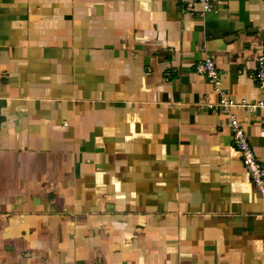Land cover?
<instances>
[{
	"label": "crops",
	"instance_id": "0c3cea01",
	"mask_svg": "<svg viewBox=\"0 0 264 264\" xmlns=\"http://www.w3.org/2000/svg\"><path fill=\"white\" fill-rule=\"evenodd\" d=\"M0 0V264H264V0Z\"/></svg>",
	"mask_w": 264,
	"mask_h": 264
},
{
	"label": "built area",
	"instance_id": "2783aa9c",
	"mask_svg": "<svg viewBox=\"0 0 264 264\" xmlns=\"http://www.w3.org/2000/svg\"><path fill=\"white\" fill-rule=\"evenodd\" d=\"M198 1L203 6L204 11L211 9L209 0ZM257 63V78L259 82L264 85V55L258 57ZM196 68L197 71L205 75L217 89L219 93L218 101L216 103H210L208 106L227 114L233 143L241 154L243 165L250 173L252 181L257 189L264 195V163L254 151L243 124L237 115L232 112L237 103L230 93L221 88V73L217 67L216 61L212 57H207L205 60L198 62ZM258 105L264 107V101H260Z\"/></svg>",
	"mask_w": 264,
	"mask_h": 264
}]
</instances>
